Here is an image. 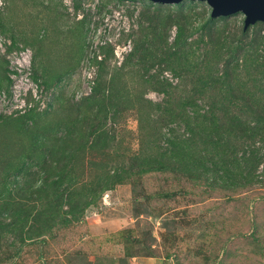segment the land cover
<instances>
[{"label": "rangeland", "instance_id": "1", "mask_svg": "<svg viewBox=\"0 0 264 264\" xmlns=\"http://www.w3.org/2000/svg\"><path fill=\"white\" fill-rule=\"evenodd\" d=\"M210 11L198 0H0V120L12 119L0 129L26 139L33 122L50 121L49 136H58L64 113L91 106L85 98L92 93L104 97L98 110L109 116L105 139L91 136L66 159L60 186L33 192L35 165L10 175L17 181L9 193L28 215L1 237L0 264H264V123L221 146L204 134L188 142L207 151L208 166L218 161L214 152L225 154L230 179L242 187L212 189L179 170L155 169L170 164L169 140L184 133L173 121L177 111L194 122L193 110L204 113L212 101L264 120V22L244 29L241 12L211 17ZM184 16L190 26L172 58L181 63L176 75L164 51ZM240 129L238 122L233 133ZM111 173L126 178L64 225L50 218V202H60L61 212L69 201L81 207ZM43 229L42 238L17 252L20 237Z\"/></svg>", "mask_w": 264, "mask_h": 264}, {"label": "trees", "instance_id": "2", "mask_svg": "<svg viewBox=\"0 0 264 264\" xmlns=\"http://www.w3.org/2000/svg\"><path fill=\"white\" fill-rule=\"evenodd\" d=\"M175 22L177 24L175 39L173 43L165 49L164 53L165 58L168 60L169 68L178 75L181 63H175L172 58L176 59L177 57L173 56L182 51L180 48L186 37L185 33L188 30H186V28H189L188 26H190V23L188 22L187 16L181 18L178 17ZM0 29L2 31L5 30V25L2 24L1 21ZM2 64L3 62L1 61L0 74L1 71L5 70L2 69ZM207 75L212 78L211 72H208ZM210 77L208 78V84H211L214 80V77L212 79ZM225 77L229 78L227 75ZM5 78L6 80H9V77L6 76ZM2 80L3 78L0 77V84ZM95 81L97 83L98 79L95 78ZM226 83L227 86L231 85V81H227ZM237 96L241 98L240 95L235 94L232 97L237 98ZM126 98L127 101L134 100L131 96L129 97V94L126 95ZM218 98V96H214L215 100ZM222 98H225V96H222ZM85 99L88 100V103H91V106H87L84 110L77 109L75 112L64 113L62 119L63 123H61V126L59 127L62 131L58 136L54 134L49 136L48 132L55 129V127H50V121L33 122V131L26 132V139L13 140L9 135V132L0 129V184L2 185V188L0 189V239L5 233L12 231V229L19 226L20 222L23 221L22 215H28L27 213L22 212L24 210L22 203H16L14 197L9 193V183L17 181L14 178L10 179V175L14 171L19 175H25L26 173L28 174L29 165H35L37 167V170L35 171L36 174L34 173L36 176H34V179L31 181L32 184L35 182V184H33V192H38L41 187L48 186L50 188L55 185L60 186L64 178L59 175L64 172L65 166L67 165L66 159L72 157L74 149L84 148L91 136L103 137L105 139L102 134L103 128L107 125L106 122L109 118L108 111L102 113L98 110V106L103 103L104 97H97L96 93H92ZM119 109V106H115L114 111L111 113L112 115L110 118H112L113 122ZM214 110H218V113H214ZM176 113L177 115H173V121H175L177 125L183 127L184 133L169 140L170 150L167 153L170 157V164L155 169L157 171L163 170L164 168L171 171L179 170L185 177H187V179H196L212 189H222L224 187V189H229L231 191L232 189L244 186L242 185L244 183H237V181L234 182L230 179L231 176L228 171L229 167L227 165V159L224 157L225 154L219 155L216 148L215 150L217 152H214L212 155H216L218 161L213 163L212 160L211 162L213 164L210 162V166H208L204 163L207 157L208 159L210 158L207 151L203 152L201 151V148H197L196 150L194 147H190L188 142L193 139V135L200 137L203 134L205 137L210 138L213 145L216 143L218 146L225 144L229 140L231 142L237 137L244 138L243 134L247 132H255V130L262 127L264 120H259L262 118V115L255 112L252 113L251 111H244L237 116L232 113V111H223L221 108L217 107L216 104L214 105L212 101L209 102V108L204 113H199L197 108L193 110L194 116L192 117L194 118L195 123L186 112L183 114L177 111ZM137 115L139 126H144L143 124L146 120L140 111H137ZM30 116L32 117L33 115L30 114ZM20 119L23 118L20 116L13 120L18 122ZM11 120L12 119L9 117H1V127L7 126V121ZM205 121H208L210 128L204 127ZM251 121L253 122V125L249 126ZM238 122L239 125H241V135H235L233 133V128ZM21 129H23V127H21ZM206 130H208V132ZM219 163H221V165H219ZM111 174L113 178L110 175L106 176L101 182L100 191H94L96 193H94L93 199L88 201L84 199L81 207L72 204V201H69L71 202L69 203L70 209L61 212L62 204L60 202L56 204L51 203L49 196L52 195L47 193L46 196L50 202L48 210L52 211L51 213L53 214L50 218L54 220V218L61 217V222L64 225L65 221H71L69 218L73 217L74 212H77L78 210L81 211L83 208L91 205L101 192L112 189L114 180L126 178L125 173L123 176L117 174L114 175V173ZM52 176H55V179H52ZM227 181H230L228 185L225 184ZM63 192L60 191L59 194L63 195ZM32 197H34V194ZM8 216L13 217V222L12 220L10 223L8 220L5 221V218ZM45 234V229L42 231L34 230V232L30 234L25 233V236H22L19 239V244L16 247L17 252H21L23 246L27 244V240L32 242L33 240L42 238ZM15 254L17 253L15 252Z\"/></svg>", "mask_w": 264, "mask_h": 264}, {"label": "water", "instance_id": "3", "mask_svg": "<svg viewBox=\"0 0 264 264\" xmlns=\"http://www.w3.org/2000/svg\"><path fill=\"white\" fill-rule=\"evenodd\" d=\"M154 3L176 4L182 0H149ZM205 1L211 17H220L241 12L244 15V29L258 21L264 22V0H198Z\"/></svg>", "mask_w": 264, "mask_h": 264}]
</instances>
